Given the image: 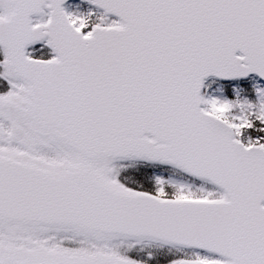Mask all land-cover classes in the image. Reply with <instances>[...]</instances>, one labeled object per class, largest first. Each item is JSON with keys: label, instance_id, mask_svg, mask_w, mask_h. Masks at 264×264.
<instances>
[{"label": "snow or ice", "instance_id": "snow-or-ice-1", "mask_svg": "<svg viewBox=\"0 0 264 264\" xmlns=\"http://www.w3.org/2000/svg\"><path fill=\"white\" fill-rule=\"evenodd\" d=\"M0 264H264V0H0Z\"/></svg>", "mask_w": 264, "mask_h": 264}]
</instances>
